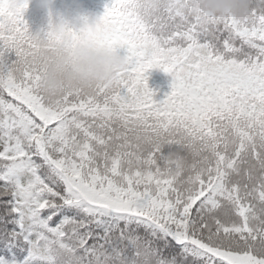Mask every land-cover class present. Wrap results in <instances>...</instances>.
Listing matches in <instances>:
<instances>
[{"label": "snow or ice", "instance_id": "snow-or-ice-1", "mask_svg": "<svg viewBox=\"0 0 264 264\" xmlns=\"http://www.w3.org/2000/svg\"><path fill=\"white\" fill-rule=\"evenodd\" d=\"M29 3L0 0V264H264V0L241 19L111 0L95 38L124 70L55 100Z\"/></svg>", "mask_w": 264, "mask_h": 264}, {"label": "clouds", "instance_id": "clouds-1", "mask_svg": "<svg viewBox=\"0 0 264 264\" xmlns=\"http://www.w3.org/2000/svg\"><path fill=\"white\" fill-rule=\"evenodd\" d=\"M47 11V25L31 32L35 45L33 61L41 70L40 89L50 99L66 91L94 90L111 84L126 66L117 50L100 44L96 35L97 17L77 13L68 18L54 13L51 0H39ZM154 11L186 17L202 12L206 17L231 15L237 19L250 14L251 0H142ZM207 23V20H203Z\"/></svg>", "mask_w": 264, "mask_h": 264}, {"label": "trees", "instance_id": "trees-1", "mask_svg": "<svg viewBox=\"0 0 264 264\" xmlns=\"http://www.w3.org/2000/svg\"><path fill=\"white\" fill-rule=\"evenodd\" d=\"M111 0H51V9L64 18L77 13H90L96 17L103 14L105 6L109 5ZM42 7L39 0H30L24 16L31 31H36L47 25V9ZM117 52L124 56L126 48H117ZM148 86L154 91V99L161 100L165 94L171 90L172 77L169 73L159 68H152L148 71Z\"/></svg>", "mask_w": 264, "mask_h": 264}, {"label": "rangeland", "instance_id": "rangeland-1", "mask_svg": "<svg viewBox=\"0 0 264 264\" xmlns=\"http://www.w3.org/2000/svg\"><path fill=\"white\" fill-rule=\"evenodd\" d=\"M43 10H46V9H43Z\"/></svg>", "mask_w": 264, "mask_h": 264}]
</instances>
